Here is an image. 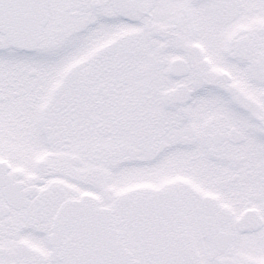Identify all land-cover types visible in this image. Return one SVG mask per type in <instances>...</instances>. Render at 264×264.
<instances>
[{"label": "snow or ice", "instance_id": "6c2138e0", "mask_svg": "<svg viewBox=\"0 0 264 264\" xmlns=\"http://www.w3.org/2000/svg\"><path fill=\"white\" fill-rule=\"evenodd\" d=\"M0 264H264V0H0Z\"/></svg>", "mask_w": 264, "mask_h": 264}]
</instances>
